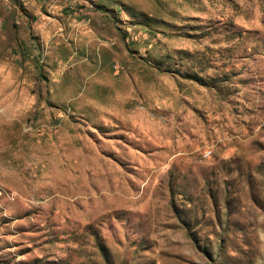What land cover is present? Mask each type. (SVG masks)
Masks as SVG:
<instances>
[{
    "label": "rangeland",
    "instance_id": "rangeland-1",
    "mask_svg": "<svg viewBox=\"0 0 264 264\" xmlns=\"http://www.w3.org/2000/svg\"><path fill=\"white\" fill-rule=\"evenodd\" d=\"M0 264H264V0H0Z\"/></svg>",
    "mask_w": 264,
    "mask_h": 264
}]
</instances>
